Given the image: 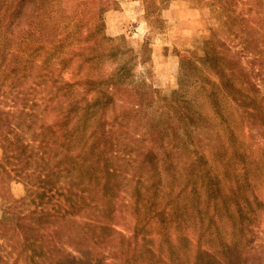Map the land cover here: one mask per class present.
Listing matches in <instances>:
<instances>
[{"label": "trees", "instance_id": "obj_1", "mask_svg": "<svg viewBox=\"0 0 264 264\" xmlns=\"http://www.w3.org/2000/svg\"><path fill=\"white\" fill-rule=\"evenodd\" d=\"M217 1L220 25L210 29V47L202 59L216 77L206 99L220 115V96L235 103L247 128L258 130L264 147L259 85L264 83V0ZM39 2L5 0L0 13L5 28L0 33V80L4 70V82H9L6 89L0 85V195L7 178L28 181L17 221L0 219V264H173L147 243V226L153 222L168 244L177 232L181 243L196 247L195 264H264V199L234 130L228 127L232 149L221 138L211 143L209 119L183 98L182 87L171 97H160L136 74L137 66L147 64L144 56L114 45L103 24L80 34L70 30L74 22L79 27L83 22L74 5H66L64 23L59 24L55 12L61 13L64 0H48L45 25L34 29L30 20L37 8L27 7L40 9ZM15 19L20 27L29 26L25 33L36 44L41 33L35 30L44 32L43 63L28 55L40 51L29 47L32 41L13 44ZM103 62L113 68L99 75L77 71L87 66L92 71ZM181 67L182 79L197 68L184 60ZM69 71L72 80L64 77ZM135 125L140 132H131ZM179 156L186 158L189 179L165 202L173 196L168 177L169 192L160 188L159 193V187L163 174H173ZM128 176L133 193L129 208L137 219L130 237L117 229ZM199 192L206 215L212 213L209 223L199 207L194 216L187 200L177 201L185 194L196 198ZM146 213L149 221L143 224ZM193 217L196 229L188 234L184 228ZM226 224L232 229L229 235Z\"/></svg>", "mask_w": 264, "mask_h": 264}, {"label": "rangeland", "instance_id": "obj_2", "mask_svg": "<svg viewBox=\"0 0 264 264\" xmlns=\"http://www.w3.org/2000/svg\"><path fill=\"white\" fill-rule=\"evenodd\" d=\"M3 1L5 0H0V13H3L7 6L6 4L3 5ZM39 1L40 9L32 4L27 7L29 10L37 8L35 15L30 20V25H35L34 29H37V25L40 28L44 27L46 22L45 7L48 5V0ZM222 1L225 2V0ZM67 4L69 6L74 5L80 15V20H83L81 23L82 28L75 22L70 26L72 32L80 34L86 27L94 24H103L106 35L114 40V45L121 43L122 46L125 45L131 51V55L144 56L147 64L137 66L136 74L139 76L141 74L145 82L151 85L160 97H171L174 92L182 87L184 89L183 98L191 101L194 109L209 119L208 125L214 130L211 136V143H219V138H221L232 149L228 139V127L234 130L238 145L243 142L242 149L248 152L250 177L253 183L255 182L256 184V191L264 199V147L258 130L251 132L247 128L243 121L241 110L238 109L235 103L227 100L225 96H220L222 103L221 115L215 112L209 100L206 99L207 93L211 91V83L216 81V77L208 67L203 65L202 59L204 57V49L210 47L206 44L211 38L210 29L212 27L217 28L220 25L222 13L218 9L217 0H64V4L58 9L61 13L55 12V17L59 24L64 23L62 15L66 12L64 9ZM244 4L243 2V5L241 4L240 6H244ZM20 23L19 19L14 20L11 26V31H14V33L10 34V39L13 44H17L20 40L32 41L29 47L34 48L36 46L40 51L35 57L29 54L30 51L28 55L33 61L43 63L46 57L44 32L39 29L35 30L41 33L40 36H37L39 37V44H36L33 35L25 33V31L29 30V26L24 24V26L20 27ZM2 24L3 21L0 22L1 34L5 31ZM221 35L225 37L223 34ZM183 60L186 64L193 63L195 67L197 66L196 69L193 67L191 70L190 68L184 79L180 78L181 74H183V71H181V62ZM112 68V64L103 62L101 65L93 66L92 71L88 66L83 70L78 67L77 71L81 75H85L88 72L99 75V73L104 71L106 73ZM34 70V73L43 71L42 68ZM3 71H1V77L3 76V78L0 80V85H5L4 89H6L9 82H6L7 85L4 82L5 73ZM64 77L67 80H72L73 72H66ZM259 85L264 94V83L261 84L259 82ZM136 127L134 130L130 127L131 132H140L141 127ZM174 132L178 135L177 130H174ZM199 139H202L205 146L203 136H200ZM199 148L201 149L200 145ZM203 151L207 153L204 147ZM1 155L2 151L0 149V158ZM185 159L179 156L175 162V169H172L173 174L169 173L168 176L163 174V184L159 187V193L163 190L166 193L169 192V188L166 189L165 187L168 177V185L172 189L173 194V196L165 198L163 200L165 202L171 201L176 197V194L182 191L186 182H188L189 173L185 168ZM218 171L221 174L223 169L218 167ZM170 178L174 179L170 181ZM131 179V176L126 178L127 185L122 202H125L127 207H124L126 204L123 206V212L119 215L117 226V229L127 237L132 235L137 224V219L132 213L133 210L129 208L133 197ZM4 182L6 189L0 195V219L5 222L15 223L20 212L25 208L26 182L28 181L7 178ZM186 200L188 201L187 207H191L189 212H193V215L196 216V209L199 207L206 219L205 221L209 223L212 213L206 215L207 210L203 194L199 192L196 198H192L190 194H185L182 199L180 198L177 201L185 203ZM149 217L150 215L147 213L143 214L142 223L147 224ZM194 225H196V217H193L191 226L184 228L188 229V234L195 231ZM226 226L227 228L224 230L229 235L232 229H230L229 224H226ZM147 231V243L157 254L162 255L173 262V264H195L193 259L195 258L196 247L181 243L177 232H173L172 242L168 244L161 234L159 224L153 222L147 226ZM214 243L215 250H218L219 240L216 239ZM76 256L79 259L82 258L79 253ZM142 263L148 264L146 260H142Z\"/></svg>", "mask_w": 264, "mask_h": 264}]
</instances>
